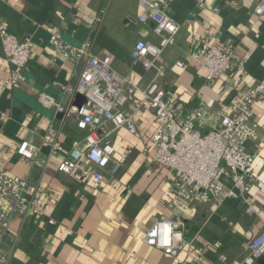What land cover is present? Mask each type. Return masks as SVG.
Wrapping results in <instances>:
<instances>
[{"label":"crops","instance_id":"0c3cea01","mask_svg":"<svg viewBox=\"0 0 264 264\" xmlns=\"http://www.w3.org/2000/svg\"><path fill=\"white\" fill-rule=\"evenodd\" d=\"M143 0H0V26L19 41L32 38V55L18 86H11L10 64L0 41V172L27 180L48 196L43 217L15 216L4 249L9 264H223L244 255L242 245L264 228V101L254 105L253 124L258 141L245 145L255 155L252 173L259 180L251 188L255 211H243L242 202L219 205L192 203L187 211L171 205L174 178L152 162L153 111L145 106L135 115L140 140L127 130L112 132L102 121L101 135L110 133L118 153L127 160L115 176L106 174L100 191L90 180L77 181L58 171L64 154H54L43 141L52 130L65 151L80 147L87 132L78 128L75 116L66 117L43 107L45 94L75 112L84 100L77 92L83 66L53 56V33L75 47L93 42L92 52L111 59L113 68L135 86L147 87L154 72H147L131 53L138 40L157 44L154 23H141ZM170 16L181 26L175 42L164 52L169 64L160 80L164 92L185 103L187 113H208L197 130L205 135L221 126L222 113L234 92L230 80L209 83L206 71L191 60L201 41L211 33L219 48L235 52L245 63L248 85L264 84V16L255 8L261 0H208L205 10L195 0H166ZM93 16H100L95 23ZM92 28L94 32H92ZM183 61L185 67H174ZM133 110V106L127 107ZM23 142L40 149L30 165L18 154ZM227 186L231 182L226 180ZM161 217L185 223L188 246L177 258L146 245L148 230ZM52 221V223H51ZM255 264H264V257Z\"/></svg>","mask_w":264,"mask_h":264},{"label":"built area","instance_id":"2783aa9c","mask_svg":"<svg viewBox=\"0 0 264 264\" xmlns=\"http://www.w3.org/2000/svg\"><path fill=\"white\" fill-rule=\"evenodd\" d=\"M195 2L200 10L208 7V0ZM142 7L140 22H153L154 34L159 38L157 44L138 40L131 53L132 59L145 71L154 72L152 81L145 88L135 86L120 75L109 57L95 55L91 40L75 47L66 42L61 33L51 35L55 58L83 66L77 92L84 98V103L74 114L51 96L41 94L39 102L66 117L75 116L78 128L87 132L82 146L68 152L52 130L44 135L43 141L51 147L52 153L65 155L58 171L77 181L90 180L94 189L102 190L106 174L115 177L128 158L126 152H117L110 133L100 134L102 121L112 127V132L125 129L140 140L142 135L135 115L148 106L156 123L151 139L152 162L174 178L173 207L187 211L192 203L215 201L221 205L233 199L245 203L249 212L255 211L250 192L252 185L259 181L252 173L256 157L246 151L245 145L259 140L257 125L253 124L254 105L257 101H264V84L249 86L245 63L237 59L235 52L219 48L212 33L204 38L197 51L191 54V60L204 68L209 83L230 80L234 97L228 112L222 113L220 128L202 135L196 123H202L208 113L202 109L187 113L185 103L168 96L160 86V80L170 68L163 58L164 52L175 42L181 26L170 16L166 0H143ZM255 14L264 16V0L256 6ZM92 20L95 23L102 21L100 16H93ZM0 41L10 64V85L18 86L32 55V38L19 41L0 26ZM174 67L183 69L185 64L178 61ZM129 105L133 110L127 108ZM39 151L23 142L18 154L34 165ZM226 180L231 186H227ZM48 200V196L34 189L27 180L0 172V264L10 262L4 240L12 219L15 216H45ZM184 231L183 220L161 217L148 230L144 241L146 245L177 258L188 246ZM242 248V258L230 260L221 255L220 261L223 264H255L264 257V228L254 239L244 242Z\"/></svg>","mask_w":264,"mask_h":264},{"label":"water","instance_id":"95a60500","mask_svg":"<svg viewBox=\"0 0 264 264\" xmlns=\"http://www.w3.org/2000/svg\"><path fill=\"white\" fill-rule=\"evenodd\" d=\"M83 100H84V98H83ZM242 209H243V211H246L248 209V206L243 202H242Z\"/></svg>","mask_w":264,"mask_h":264}]
</instances>
